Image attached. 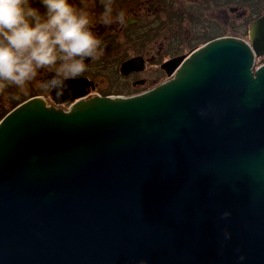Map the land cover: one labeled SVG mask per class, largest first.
<instances>
[{
    "label": "water",
    "instance_id": "95a60500",
    "mask_svg": "<svg viewBox=\"0 0 264 264\" xmlns=\"http://www.w3.org/2000/svg\"><path fill=\"white\" fill-rule=\"evenodd\" d=\"M263 55L264 15L147 92L13 108L0 264H264Z\"/></svg>",
    "mask_w": 264,
    "mask_h": 264
},
{
    "label": "flooded vegetation",
    "instance_id": "af4514ba",
    "mask_svg": "<svg viewBox=\"0 0 264 264\" xmlns=\"http://www.w3.org/2000/svg\"><path fill=\"white\" fill-rule=\"evenodd\" d=\"M244 1L248 7L239 11L234 5L235 0H191L190 14L198 13L201 19L196 27H188L183 25L181 18L179 23L173 21L172 0H114L115 10L124 11L128 23L124 27L113 25L105 28L97 19L103 11L100 0H93L94 6L90 8L92 27L102 42L104 54L93 63L90 58L85 61L89 64L88 69L81 78L74 80L78 82L70 86L72 96L141 94L169 80L186 58L211 41L237 37L236 32L238 37L249 41L250 26L264 15V6L254 7V0ZM70 2L75 4L79 0ZM184 5L182 0L179 17L189 15L188 7L184 8ZM33 6L39 7L38 0H33ZM262 58L264 55L257 59ZM41 79L42 75L30 82L24 93L10 87L0 94V113L6 111L3 117L33 97H42L49 105L62 108H68L75 102V99L65 101L67 95L57 99L55 91L42 90Z\"/></svg>",
    "mask_w": 264,
    "mask_h": 264
},
{
    "label": "clouds",
    "instance_id": "9594fccd",
    "mask_svg": "<svg viewBox=\"0 0 264 264\" xmlns=\"http://www.w3.org/2000/svg\"><path fill=\"white\" fill-rule=\"evenodd\" d=\"M38 3L39 7H35L33 0H0V94L10 87L24 93L30 82L42 75V90L55 91L57 99L72 96L67 82L83 76L89 66L87 59L93 63L104 54L92 27L93 0ZM100 4V25H127L126 13L115 10L114 0H100ZM49 73L54 75L49 77ZM229 215L224 213L225 218ZM225 236L231 238L230 233Z\"/></svg>",
    "mask_w": 264,
    "mask_h": 264
},
{
    "label": "rangeland",
    "instance_id": "374dc122",
    "mask_svg": "<svg viewBox=\"0 0 264 264\" xmlns=\"http://www.w3.org/2000/svg\"><path fill=\"white\" fill-rule=\"evenodd\" d=\"M181 1L182 0H172V3H173V6H172V17H173V21L175 22V23H179V18H181V19H183V25H188V27H196V25H197V23L199 22L198 20L199 19H201L197 14H190V12L192 11L191 10V0H183V2L185 3V5H184V8H187L188 7V11H189V15L188 16H186V15H183V17H179V15L181 16V7H180V3H181ZM249 1V0H248ZM244 2H246V1H244V0H235V6L237 7V8H239V11H242L243 10V8H246L247 9V7H248V3L246 2V5L244 4ZM253 2V4H254V7L255 6H258V7H260L261 5L262 6H264V0H254V1H252ZM174 17H175V19H174ZM197 17H198V19H197ZM177 19V20H176ZM238 23H236V27H238ZM236 35H237V37L239 36L238 35V32H236ZM238 38H240V37H238ZM245 39V38H244ZM264 63V58H262V59H259L258 61H256V66H259V65H261V64H263ZM64 109H67V108H64Z\"/></svg>",
    "mask_w": 264,
    "mask_h": 264
},
{
    "label": "trees",
    "instance_id": "16d2710c",
    "mask_svg": "<svg viewBox=\"0 0 264 264\" xmlns=\"http://www.w3.org/2000/svg\"><path fill=\"white\" fill-rule=\"evenodd\" d=\"M259 59H257L258 61ZM6 113V111H4L3 113H0V119L3 117V115Z\"/></svg>",
    "mask_w": 264,
    "mask_h": 264
}]
</instances>
